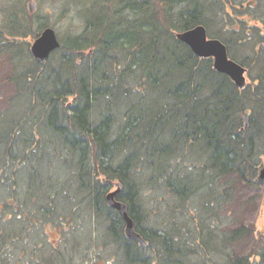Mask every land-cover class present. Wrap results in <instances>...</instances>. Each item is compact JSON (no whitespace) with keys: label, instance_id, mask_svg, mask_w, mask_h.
<instances>
[{"label":"trees","instance_id":"obj_1","mask_svg":"<svg viewBox=\"0 0 264 264\" xmlns=\"http://www.w3.org/2000/svg\"><path fill=\"white\" fill-rule=\"evenodd\" d=\"M68 3L80 8L85 28L80 35L61 42L45 63L31 55L28 41L35 40L47 27L35 21L36 9H29L27 14L16 9L6 16L4 30H0V56L11 63L9 80L16 85L17 96L27 93L29 112H41L43 129L52 136L49 142L60 146L56 156L66 161L69 174L81 180L82 190L87 195L89 192L90 205L105 214L111 227L110 238L124 250L125 262L150 264V254L145 256L150 246L160 259L170 261L180 255V248L173 247L174 238L166 234L153 238L156 236L141 226L138 192L142 178L131 172L139 150L132 147L145 149L143 162L148 164L149 174L143 178L161 182L180 202L198 188H207L206 194H211L217 181L230 191L243 183L256 185L261 166L254 153L264 151V0ZM229 8L245 11L238 15ZM210 14L221 16L215 37L226 42L230 57L252 75V83L244 88H238L229 76L213 68L211 59L196 56L176 37V32L199 24L209 28ZM245 48L249 52L238 57L235 50ZM55 52L61 53L57 69L44 68ZM133 93L141 100L130 104L126 98ZM124 98L125 102L120 100ZM118 106H124L125 111L122 125L118 124L115 131L111 111ZM2 118L0 123L5 119ZM23 120L24 117L6 119L7 127H0L3 167L15 163L21 155H11L5 148L7 144L22 138L26 151L35 153L47 140V136H40L35 121L32 123L36 128L30 132L23 127ZM33 137L41 138L39 144ZM116 144L123 146L125 157L113 167L107 155ZM180 147L190 148L191 155L205 159L198 160L197 175L166 172V163ZM116 182L122 185L116 198L128 205L135 229L146 246L125 237L122 215L106 202L105 194ZM209 202H203L204 210ZM204 223L201 217L199 228L204 229ZM213 232L202 233L203 240L210 242ZM244 233L243 226L233 229L224 234V241L229 245L237 243ZM8 236L7 231H0V264H5L3 253ZM130 243L134 245L127 246ZM254 255V262L249 256H235L226 264H264V247H256Z\"/></svg>","mask_w":264,"mask_h":264},{"label":"rangeland","instance_id":"obj_2","mask_svg":"<svg viewBox=\"0 0 264 264\" xmlns=\"http://www.w3.org/2000/svg\"><path fill=\"white\" fill-rule=\"evenodd\" d=\"M31 1L36 3L34 18L37 24L54 28L61 42L83 32L85 19L80 8L68 3V0H0V30H4L6 16L12 11L20 9L27 14ZM229 10L238 15L245 11ZM246 14L249 15L250 11L246 10ZM208 17V37L216 38L221 26V16L210 14ZM28 41L31 44L34 39L29 38ZM222 41L226 43L223 39ZM246 49L235 50V53L240 58L244 57L248 51ZM60 56L61 53L55 52L44 68L57 69ZM5 58L4 55L0 56V119L5 118H2L4 120H1L0 127H7L12 118L24 117L23 127L32 132L36 128L32 121H35L40 127V136H47V140L37 145L39 149L36 148L35 153L26 151L22 138L5 146L11 155H21L15 163L8 166L3 167L4 161L0 162V231H7L9 235L3 253L4 263L130 264L125 262L127 258L124 250L110 238L111 227L104 218L105 214L90 205L89 192L87 195L82 190L81 180L69 174L66 161L56 156L55 151L60 146L54 141L49 142L52 136L47 129H43L41 112L38 115L35 110L29 112L31 109L26 92L17 96L16 85L9 80L11 63ZM250 75L247 69L246 86L252 83ZM128 99L130 104L141 100L136 93L128 96L126 101ZM120 100L124 101L125 98ZM168 101L167 104L171 102ZM123 107L118 106L111 111L116 122L111 126L112 130L117 131L116 126L122 125L125 111ZM6 119L9 121L6 122ZM30 121L32 124L27 125ZM0 130L2 131L1 128ZM32 139L34 142L38 141V144L41 140L36 137ZM168 141L169 138L164 142ZM122 148V145L116 144L107 155V161L113 162V167L118 166L125 157ZM132 148L139 150L131 172L138 173L142 178L138 192V205L143 216L141 226L156 236L153 238H161V234H166L165 237L169 239L174 238L173 247L180 248L179 257H173L169 261L160 259L161 256L154 253L150 246L149 252L144 253L146 257L150 254V264H226L228 259L235 256H249L252 262L255 261L256 255L252 257L254 249L264 247V186L257 182L255 186L243 183L230 191L221 181H217L211 194H206L207 188H198L188 196L190 198L180 202L161 182L145 180L149 174L148 164L143 162L146 158L145 149L137 146ZM189 149L180 147L166 163V172L197 175L199 170L196 164L198 160L204 162L205 159L194 157ZM50 152L51 155L48 154ZM254 155L262 167L264 151H255ZM111 189H116L114 183L109 191ZM204 201L211 202L205 210L202 205ZM201 217L205 219L204 229L199 228ZM241 226L245 228V233L238 242L230 245L226 243L224 234ZM209 230L214 231V236L207 242L203 240L202 233H208ZM157 232L159 234H155Z\"/></svg>","mask_w":264,"mask_h":264},{"label":"water","instance_id":"obj_3","mask_svg":"<svg viewBox=\"0 0 264 264\" xmlns=\"http://www.w3.org/2000/svg\"><path fill=\"white\" fill-rule=\"evenodd\" d=\"M30 11L36 9L35 1H31ZM176 37L182 43L186 44L191 51L200 58H211L213 68L223 74H226L235 83L238 88H244L247 84V68L229 55L228 47L219 38L208 37L207 28L202 25H196L190 29L176 32ZM61 47V41L54 28L45 27L40 35L31 43V55L39 62L45 63L51 54ZM247 126L248 117H245ZM257 183L264 186V165L260 168L257 177ZM116 189L110 191L106 196L107 204L118 210L125 221V235L130 239L139 241L142 246H146V241L142 235L135 229L134 220L129 214V207L126 203L117 200L116 195L121 191L122 185L115 183Z\"/></svg>","mask_w":264,"mask_h":264},{"label":"flooded vegetation","instance_id":"obj_4","mask_svg":"<svg viewBox=\"0 0 264 264\" xmlns=\"http://www.w3.org/2000/svg\"><path fill=\"white\" fill-rule=\"evenodd\" d=\"M110 191H113V190L111 189ZM110 191H109V192H110ZM109 192H108V193H109ZM108 193H107V194H108ZM107 194H106V196H107ZM106 196H105V199H106ZM116 197H118V196L116 195ZM129 214H130V213H129ZM120 215H121V213H120ZM134 226H135V223H134ZM124 228H125V227H124ZM135 228H136V227H135ZM124 230H125V229H124ZM125 237H126V235H125ZM126 238H128V237H126ZM128 239H130V238H128ZM131 241L135 242V243L138 244V245H141V244L139 243V241H137V240H133V239H131ZM136 244H135V245H136ZM133 245H134L133 243L127 244V246H133ZM141 247H142V245H141Z\"/></svg>","mask_w":264,"mask_h":264}]
</instances>
